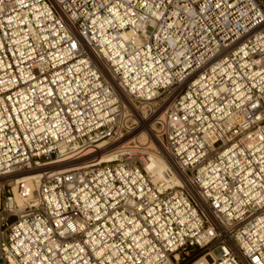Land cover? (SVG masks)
Instances as JSON below:
<instances>
[{"label": "built area", "instance_id": "2783aa9c", "mask_svg": "<svg viewBox=\"0 0 264 264\" xmlns=\"http://www.w3.org/2000/svg\"><path fill=\"white\" fill-rule=\"evenodd\" d=\"M0 264H264V0H0Z\"/></svg>", "mask_w": 264, "mask_h": 264}, {"label": "bare ground", "instance_id": "6f19581e", "mask_svg": "<svg viewBox=\"0 0 264 264\" xmlns=\"http://www.w3.org/2000/svg\"><path fill=\"white\" fill-rule=\"evenodd\" d=\"M165 109L162 110L160 113H158L156 116L151 117L153 121L152 125L155 122L163 120L164 115H165ZM147 132H149V130L145 131L144 129H141L138 133L130 136L129 138H126V140L122 141L120 144L126 143L128 139L133 138V137L134 139H138L139 141L144 142V143L148 141V145L150 147L152 146L153 148H155V150L148 151V158H146L145 167H146V170L151 174L153 181L156 183H160L166 180L167 178H169V175L166 174V171L168 170L167 162L165 161V158L163 157V155L158 154L157 152L158 148H156L152 142H150L149 140H146ZM98 147L101 149V153H99L98 155V159H100V161H108L114 158L115 156L114 150L116 146L112 147L109 143H100ZM66 163L67 162H63L58 165H55L51 168V170H61V169L69 168V166L71 165L79 166L87 162L85 161V159H83L74 164H70V163L66 164ZM30 178H32V176L28 177L27 179H30ZM171 181L172 183L180 184V182L176 180L175 178H171ZM30 185L31 184H29V187ZM15 199L18 203H20V199L17 195L15 196Z\"/></svg>", "mask_w": 264, "mask_h": 264}, {"label": "rangeland", "instance_id": "374dc122", "mask_svg": "<svg viewBox=\"0 0 264 264\" xmlns=\"http://www.w3.org/2000/svg\"><path fill=\"white\" fill-rule=\"evenodd\" d=\"M168 102H169V99L165 100L164 102L157 101L149 105H146L145 107L142 108V111H138L136 114L138 119H137V124L134 128V131L130 134H127L126 137H124L123 140L121 141H124L126 140V138H129L130 136L135 135L141 129H144L145 131L149 130V132H147L146 140H149L150 142H152L155 145V147L158 148V150H160L159 142L155 136L156 131L159 130L160 124L158 122H155L152 125L153 121L151 117L156 116L158 113L164 110ZM138 142L140 144L144 143V142L139 141L138 139H134V143H138ZM115 144L116 143H112L111 145H115ZM150 149L155 150V148H153L152 146L150 147ZM69 163H66V164H69Z\"/></svg>", "mask_w": 264, "mask_h": 264}]
</instances>
